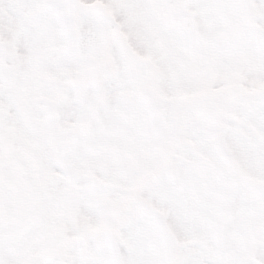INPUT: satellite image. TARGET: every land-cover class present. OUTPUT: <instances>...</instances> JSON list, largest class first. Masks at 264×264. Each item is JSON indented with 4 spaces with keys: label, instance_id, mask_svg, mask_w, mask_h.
<instances>
[{
    "label": "snow or ice",
    "instance_id": "1",
    "mask_svg": "<svg viewBox=\"0 0 264 264\" xmlns=\"http://www.w3.org/2000/svg\"><path fill=\"white\" fill-rule=\"evenodd\" d=\"M0 264H264V0H0Z\"/></svg>",
    "mask_w": 264,
    "mask_h": 264
}]
</instances>
